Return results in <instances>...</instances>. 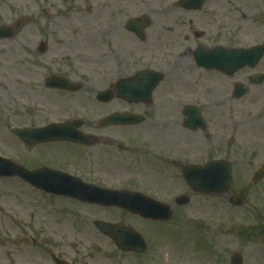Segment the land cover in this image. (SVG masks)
Masks as SVG:
<instances>
[{"label": "rangeland", "instance_id": "obj_1", "mask_svg": "<svg viewBox=\"0 0 264 264\" xmlns=\"http://www.w3.org/2000/svg\"><path fill=\"white\" fill-rule=\"evenodd\" d=\"M130 1L131 8L136 5L143 10L125 11ZM178 1L0 0V14L7 20L20 14L36 18L32 35L21 36V51L18 43H12L15 53L9 50L14 57L10 64L38 66V72L48 66L78 69L89 85L87 93L69 100V114L93 121L98 118L94 95L107 89L108 79L130 77L148 62L155 66L160 60L166 74L159 90L160 128L141 125L118 140H125L131 149H162L166 157L174 155L187 165L227 159L233 167L230 192L217 196L194 193L179 168L173 170L168 162L159 164L161 175L153 176L140 153H128L113 165L129 180L114 178L104 187L142 192L173 207L171 221L153 223L119 209L47 195L18 178H0V264H51L52 255L72 264H231L236 253L243 264H264V181L252 183L253 174L264 163V84L250 83L264 74V57L255 68H245L232 77L201 69L194 59L200 46L248 49L261 45L264 0H207L199 11L174 8ZM157 8H167L171 17L159 16ZM92 12L104 15L94 17ZM141 17L150 22L144 42L125 30L128 20ZM58 24L65 27L61 35L54 33ZM98 29L107 32L94 36ZM33 34L38 35L37 41L51 43L46 55L34 57L26 47L27 42H34ZM99 70L105 86L95 88L89 82L92 72ZM235 83L248 90L240 99L233 98ZM45 93L38 85V97L47 98ZM188 106L201 109L207 123L204 131L184 127L183 110ZM112 107H102L101 112ZM115 108L128 107L118 101ZM2 124L0 156L17 163L36 157L39 165L89 178L88 171L96 166L94 150L110 149L94 146L90 148L94 150L81 152L58 143L41 149H13ZM185 195L190 203L175 206L174 200ZM232 195L243 198L244 204L232 205ZM96 222L135 228L145 237L148 251L139 255L119 250L96 229Z\"/></svg>", "mask_w": 264, "mask_h": 264}, {"label": "flooded vegetation", "instance_id": "obj_2", "mask_svg": "<svg viewBox=\"0 0 264 264\" xmlns=\"http://www.w3.org/2000/svg\"><path fill=\"white\" fill-rule=\"evenodd\" d=\"M1 9L2 8H0V11ZM34 20L36 21V18L21 14L13 19L7 20L6 17L4 18L3 14H0V59L2 61L0 62V121L3 123L1 125L3 133H6L5 136L10 137L12 140V142L9 143L11 144L10 147L13 149L33 150L58 143L76 147L80 149L81 152L94 150L90 149L94 146L109 147L110 149L94 150L96 166L93 170L88 171L89 178L82 175H74L78 176L86 184L99 187L109 185V182L112 183L114 178H118L120 182L122 180H129V178L118 173L116 170L117 168L113 165L118 158H123V156H126L128 153H140L141 156L145 158V164L149 174L153 176L161 175L158 165H165L166 162H168L173 170L177 171V157H174V155L166 157L162 149H131V145L127 146L124 143L125 140H118L119 137L122 138L123 135H128L132 130L141 125L148 124L150 125L149 128L151 127L153 130L160 128L159 123L161 120L157 118L160 117L158 104L161 99V93L159 90L166 79L165 72L161 70L162 62L156 60L155 66L149 65L148 62V65L143 67V69L135 70L130 75V77H135L140 72L152 71L156 73V75L150 78V84H154L156 79L162 74L165 75L164 80L159 83L151 95L147 97V101L142 100L132 104L118 99L117 81H115L114 78H110L106 82L107 89L104 91L99 89L94 95L98 106V112H96V115L94 114L95 117H98L97 119L87 121L84 116L76 113H73L72 117H70L69 100L74 98L77 94L87 93V86L89 84L83 80L85 74L78 71V69L75 70V68L70 71L69 66H48L45 72H38V66L10 64L11 59H14L13 55L9 54L10 49L14 52L12 43L14 41L18 43L21 51V36L24 35V33H29V37L32 35L30 34L32 27L36 25ZM53 28L56 29L54 33L58 35H61V32L65 29L62 24H58ZM125 30L134 35L140 42H144L146 39L145 35L143 40H140L135 34L127 30L126 25ZM35 32H37V29ZM33 36H35V34H33ZM37 36L38 35L33 38L34 42H31V44L27 42L26 45V47L31 49V55L34 57L36 55H46L51 48V43L49 41L46 39L37 41ZM196 37L199 38L201 36L196 34ZM159 47L160 43L155 46L157 53L159 52ZM100 64L103 65L101 60ZM92 73L93 81L89 83H93L95 88L96 85L97 88L101 85L105 86V78L102 70ZM38 85L46 92L44 95L48 96L47 98L38 97ZM106 95L108 96L102 100L101 97ZM118 101L122 102V104L126 105L128 108L118 111L115 108ZM102 107H112V109H104V113H102ZM118 113L138 115L142 117L143 123L139 126H114L105 124L108 118ZM6 121H8V124H5ZM54 124L59 126L70 125L75 133L81 132L86 136V144L79 145L69 142L50 141L38 142L37 132ZM18 164L29 170H38L43 167L53 169V167H50L48 164L39 165L36 161V157L26 158L25 161ZM155 165H157L156 168ZM56 169L63 170L59 167ZM156 171L159 172L156 173ZM51 259V264H58L66 261L54 255L51 256Z\"/></svg>", "mask_w": 264, "mask_h": 264}, {"label": "water", "instance_id": "obj_3", "mask_svg": "<svg viewBox=\"0 0 264 264\" xmlns=\"http://www.w3.org/2000/svg\"><path fill=\"white\" fill-rule=\"evenodd\" d=\"M205 0H181L176 4L187 10L200 9ZM149 25L144 18L140 24L136 20H131L128 24V30L133 31L140 38L143 37V29ZM264 56V44L248 50H225L217 48L212 51H205L199 48L195 53L196 62L200 67L208 70L216 69L229 76L234 75L240 69L245 67L254 68ZM156 75L152 72H143L137 75L135 79H123L118 82V97L131 103L147 101L155 86L163 80L161 75L154 84L149 80ZM253 84L264 83V75L252 80ZM247 93L243 85L236 84L234 96L241 98ZM106 96L101 97L102 100ZM104 98V99H103ZM184 114L187 116L185 127L190 130L204 129L205 121L198 108H186ZM106 123L114 125H137L142 123V119L135 115L117 114L106 120ZM38 142L44 141H72L83 142L82 136L75 134L73 129L66 126L51 125L37 132ZM183 171V176L190 188L196 193L207 195H224L231 190L232 183V165L227 160H215L209 162L204 167L183 166L177 164ZM0 177L13 178L20 177L33 187L43 190L49 194L67 197L78 200L82 203L95 204L103 207H116L127 210L143 219L168 222L172 219L173 209L167 204L155 201L141 193L130 191H112L101 189L94 185L83 183L79 178H75L59 171L41 169L29 171L16 165L14 162L0 157ZM264 179V164L257 171L253 178V183L257 184ZM190 202L188 196L176 199L177 206H186ZM230 202L234 205H242L244 202L232 195ZM101 233L110 237L116 246L123 251H135L143 254L147 250V244L144 238L130 228L114 226L103 222L96 223ZM242 256L239 253L234 254L232 264H242ZM58 264H66L60 262Z\"/></svg>", "mask_w": 264, "mask_h": 264}, {"label": "bare ground", "instance_id": "obj_4", "mask_svg": "<svg viewBox=\"0 0 264 264\" xmlns=\"http://www.w3.org/2000/svg\"><path fill=\"white\" fill-rule=\"evenodd\" d=\"M133 3V1H130L129 3H128V5H126L125 7H124V10L125 11H129L130 9H134V8H140V10H143L141 7H138V6H136V5H133V7L131 8L130 6H131V4ZM149 5H153V2H149ZM156 13L159 15V16H162V17H171V14H170V12H169V10H167V8H157L156 9ZM91 15H93L94 17H102L103 15H104V13H94V12H92L91 13ZM94 32V31H93ZM105 32H107L106 30H103V29H98L96 32H94L93 33V35L94 36H98V34H100V33H105ZM203 208H205V207H201V209L203 210ZM193 264H199V262H197V261H194L193 262Z\"/></svg>", "mask_w": 264, "mask_h": 264}]
</instances>
